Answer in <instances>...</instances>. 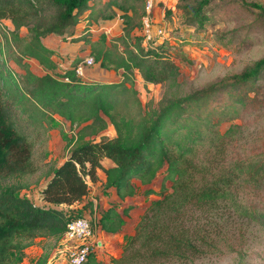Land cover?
<instances>
[{
	"label": "trees",
	"instance_id": "trees-1",
	"mask_svg": "<svg viewBox=\"0 0 264 264\" xmlns=\"http://www.w3.org/2000/svg\"><path fill=\"white\" fill-rule=\"evenodd\" d=\"M145 1L0 0V19L11 25L6 41L11 60L31 84L21 89L17 84L0 82V264H14V255H21L35 238L61 237L67 220L79 212L58 206L69 207L85 197L89 183L98 180L97 170L103 172V185L112 186L120 199L134 194L132 179L148 185L158 171L161 175L157 190L143 191L144 195L156 194L158 199L144 209L133 232L124 237L120 255L109 259L111 264L192 263L218 250L219 218L224 209L253 215L238 196L247 167L241 160L230 162L226 158L230 140L228 131L221 132L219 124L245 103L241 87L258 77L264 56L234 75L227 88L213 83L182 95L164 96L156 109L146 112L131 84L132 70L143 84L168 86L176 81L178 66L164 51L168 37L143 44L142 36L136 33L145 16ZM212 1L178 0L182 21L201 27L207 19L203 9ZM238 1L264 13V7L257 3ZM115 9L123 18L118 39H131L132 45L117 50L101 34L89 42V53L99 67L120 69V80L83 79L76 71L80 58L63 67L51 58L53 49L41 42L47 35L71 37L80 20L88 26L111 19ZM30 17L33 21L28 23ZM21 26L25 35L19 34ZM25 59L35 60L42 73L32 74ZM2 66L0 63V75ZM216 93L224 94L220 102L213 100ZM55 116L74 131L63 136L67 151L58 164L45 161L47 132ZM108 124L114 134H100ZM135 128L138 133L131 134ZM39 140L42 148L35 162L33 150ZM103 158L113 165L102 167ZM43 165L48 167L47 179L39 193L45 204L36 206L17 194L28 185L11 178L34 175ZM128 209L123 208L122 213ZM122 223L112 207L97 220L100 230L111 233L118 232ZM44 260L41 254L35 264ZM81 264L100 263L89 252Z\"/></svg>",
	"mask_w": 264,
	"mask_h": 264
},
{
	"label": "rangeland",
	"instance_id": "rangeland-1",
	"mask_svg": "<svg viewBox=\"0 0 264 264\" xmlns=\"http://www.w3.org/2000/svg\"><path fill=\"white\" fill-rule=\"evenodd\" d=\"M187 1L195 3L197 0ZM245 1L264 7V0ZM149 2L151 7L147 17L152 29L161 28L165 38H169L164 51L177 64L178 75L176 81L168 86L159 83L143 84L138 73L132 70L131 84L146 112L156 109L159 99L164 96L182 95L213 83H221L227 88V83L234 80V75L243 72L264 56V13L252 6H244L238 0H214L203 9L206 21L201 27H195L182 21L180 9L177 8L178 0ZM32 21L30 17L28 23ZM122 26L121 12L115 9L111 19H101L88 26L80 20L74 26L71 37L47 35L41 41L54 48L58 53V61L63 65L69 64L68 61L73 58H80L82 63L85 58L91 57L93 61L87 67L94 69V79L114 82L121 79L119 71L102 70L89 53V42L102 34L107 44H114L117 50H123L132 44L131 39H118L122 35ZM10 29L9 21L0 19V63L3 64L0 82L2 85L6 82L17 84L21 89L28 88L30 82L23 77V70L12 62L7 47ZM19 34H26L24 26L19 28ZM25 62L32 74L42 73V68L35 60L25 59ZM241 91V94H245V103L235 107L234 115L221 122L219 130L228 131V161L241 160L244 168L247 167L239 183L238 196L239 201L247 205L253 215L229 213L224 209L222 218H219L222 231L218 250L189 264H264V68L253 83L242 86ZM222 97L223 93H216L213 100L220 102ZM51 123L52 129L47 133L53 142L49 151L50 162L55 163L65 154L63 136L69 137L74 131H70L67 123L56 116ZM137 133L138 129L131 130V134ZM100 134L112 136L114 129L109 124ZM41 148L42 141L39 140L33 150L35 162ZM47 157L48 154L45 160ZM47 170L48 167L43 165L34 175L11 178L28 185L18 190L17 194L26 197L36 206L41 205L36 195L46 179ZM66 242L62 237L37 238L31 248L24 249L21 255H14V264H35L41 254L45 255L43 264H68Z\"/></svg>",
	"mask_w": 264,
	"mask_h": 264
},
{
	"label": "crops",
	"instance_id": "crops-1",
	"mask_svg": "<svg viewBox=\"0 0 264 264\" xmlns=\"http://www.w3.org/2000/svg\"><path fill=\"white\" fill-rule=\"evenodd\" d=\"M42 44L45 47L53 49L54 51V48L45 45L43 42ZM57 55L58 53L54 51L51 58L54 61L59 60ZM70 61H68V63ZM60 65L64 67V66H67L68 64L63 65L60 63ZM101 69L105 71L107 70L103 68ZM117 71H119L118 75L120 76L121 70L119 69ZM94 74L95 73H94L93 68L84 66L81 69L80 76L86 80H97L100 82H106V81H101L103 79L101 80L99 78L94 79L95 78ZM108 126L106 128H108ZM52 143L53 142H51V139L49 140V134H48L47 152H46V154H48V157L45 161H51V158H50L51 152L49 151L51 149ZM66 151H67V147L65 149V154L62 157H60V159L55 161V164H58L65 157ZM100 164L104 168H107L113 165L112 161L108 158H103L100 161ZM96 174H97L98 180H96L93 183H89V191L85 197H83L78 202H74L69 207H66L65 205H59L58 207L61 209H66V208L75 209L76 211L79 212L78 215L86 218L89 221L91 228H92V236L90 239L92 240V242H96V244L93 245L94 247L92 250L96 261H98L100 264H111L109 262V259L116 258L120 255L121 246H122L124 237L133 232V228L136 222L138 221L140 215L144 211V209L153 200L158 199V196L156 194L152 193V194L144 195L143 191L145 188H151L153 190H157L161 175L158 171L155 177L152 179V181L148 185H142L139 183L138 180L132 179V183L134 186V194L132 196H124L122 199H120L118 195L116 194L115 189L112 186L103 185V182H104L103 172L101 170H97ZM45 178L47 179V177ZM46 179L43 181L42 185L40 186L39 191L41 187L44 185ZM36 197L38 198L39 203L41 205L45 204L42 201L41 195L39 192L37 193ZM87 202H89L90 205H85ZM37 206H40V205H37ZM108 207H112L115 213L123 221L121 228L118 232L111 233V232H106V231H102L99 229V226L97 224L98 217ZM126 207H128L129 209L126 214H123L122 209ZM36 239L37 238H35L34 243L32 245L26 247L25 249L31 248L33 245H35Z\"/></svg>",
	"mask_w": 264,
	"mask_h": 264
},
{
	"label": "built area",
	"instance_id": "built-area-1",
	"mask_svg": "<svg viewBox=\"0 0 264 264\" xmlns=\"http://www.w3.org/2000/svg\"><path fill=\"white\" fill-rule=\"evenodd\" d=\"M150 7L149 0H146L144 5L145 16L142 18V26L139 30V35L142 36L144 44L152 39H156V41L165 39L164 31L161 28L152 29L151 27L147 17ZM92 61L91 57H87L82 63L80 62L76 68L77 73L80 75L82 67L91 65ZM91 236L92 228L86 218L73 215L67 220L66 229L61 237L68 241L65 243L67 244L65 249L68 264H81L87 254L92 252L96 242H92Z\"/></svg>",
	"mask_w": 264,
	"mask_h": 264
}]
</instances>
